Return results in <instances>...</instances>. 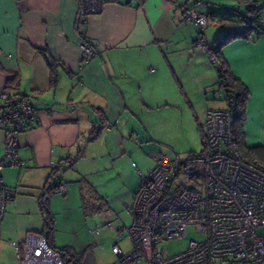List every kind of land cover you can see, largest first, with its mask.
<instances>
[{"label": "crops", "instance_id": "0c3cea01", "mask_svg": "<svg viewBox=\"0 0 264 264\" xmlns=\"http://www.w3.org/2000/svg\"><path fill=\"white\" fill-rule=\"evenodd\" d=\"M194 1L0 0V92L31 95L38 114L37 124L18 135L21 165L0 169L10 193L0 217V264H19L11 243L42 231L41 195L53 166L62 164L57 179L64 186L49 198L55 228L62 214L56 204L66 202L79 183L80 198L92 203L86 210L94 217L88 233L95 237L90 230L99 226L116 236L124 214L130 218L127 207L141 175L152 168L155 155L169 154L160 134L201 138L207 110L225 107L210 52L197 46L198 27L182 19ZM200 1L197 10L208 21L206 44L241 28L239 21L251 13L249 3L264 20V3L258 0ZM79 29L96 52L86 60ZM221 52L247 91L246 158L264 165V32L233 38ZM12 75L17 84L10 86ZM6 134L0 126V161ZM166 143L173 151L188 145ZM106 218L117 225L105 228ZM88 240L82 235L78 244L62 239L61 245H91ZM51 243L57 245L53 238Z\"/></svg>", "mask_w": 264, "mask_h": 264}, {"label": "built area", "instance_id": "2783aa9c", "mask_svg": "<svg viewBox=\"0 0 264 264\" xmlns=\"http://www.w3.org/2000/svg\"><path fill=\"white\" fill-rule=\"evenodd\" d=\"M184 8L182 19L198 27L197 46L206 50L204 33L208 24L197 7ZM248 25L264 32V20L249 18ZM83 60L96 54L81 42ZM209 60L215 57L209 54ZM224 108L208 109L202 133V147L184 156L159 153L154 165L141 175L134 201L127 207L130 223L118 227L112 245L111 264H264V165L244 158L236 134V102L224 82L217 83ZM31 95L0 92V126L6 127L5 165L20 166L16 155L18 135L38 122ZM64 186H58L63 191ZM10 198L0 177V217ZM104 227L113 226L106 218ZM191 226L198 239H190L185 250L170 254L161 244L182 240ZM98 235L99 226L90 230ZM127 236L130 245L118 241ZM19 264H71L63 253L51 248L39 232H28L21 244L11 243Z\"/></svg>", "mask_w": 264, "mask_h": 264}, {"label": "rangeland", "instance_id": "374dc122", "mask_svg": "<svg viewBox=\"0 0 264 264\" xmlns=\"http://www.w3.org/2000/svg\"><path fill=\"white\" fill-rule=\"evenodd\" d=\"M258 1L260 2V5L264 3V0ZM211 36H213V33L211 34ZM219 36L220 35H218V37ZM213 42L214 41H208L207 44L211 46ZM160 139L163 141L162 150L163 152L165 151L169 153L168 156H173L175 153H177L179 154V156L182 157L190 152H198L201 150L202 147L200 137H188L187 135H184L181 132L177 131L170 132L168 134L162 132L160 134ZM166 142L173 144L175 147H178L184 144L185 142H187L188 145L184 144L182 146L184 147L183 149H176L174 150V153L172 149L167 148L168 145ZM99 176H101V174L98 175V177ZM67 183L70 184L73 182ZM78 185L79 183L72 186L73 188L71 193L73 194V196L71 195V193H69V199L66 202L60 203L58 201V204H56L57 211L61 210L62 214H59V216L56 217V228L54 229V232L52 234L53 239L56 240L57 245L55 246L59 248L66 246L61 245L62 239H66V242L69 243H77V240H81L82 235H86L89 239L87 244L90 243L91 245H71L72 249L77 254H83V257L79 264H111L115 260V255L112 252V245L116 242L115 235L108 231L105 232L104 230H100V233L95 237H92L88 233V230L93 223L91 219H93L94 217L92 218L88 213L86 215V210H88V208H91L92 203L87 200L82 201L79 195ZM104 186L106 189L108 188L106 184ZM122 221L125 223V225H128L130 223V218L126 214H124ZM113 224L117 225V222L115 221V223L113 222ZM198 238L199 237L194 231L193 227L189 226L186 231V236L182 240H167L163 241L161 245L170 254H176L186 249L190 239ZM92 239H97V243L93 244ZM118 244L122 249L126 250L130 245V241L127 236H124L121 241H118Z\"/></svg>", "mask_w": 264, "mask_h": 264}, {"label": "trees", "instance_id": "16d2710c", "mask_svg": "<svg viewBox=\"0 0 264 264\" xmlns=\"http://www.w3.org/2000/svg\"><path fill=\"white\" fill-rule=\"evenodd\" d=\"M249 10L251 9V13L247 16H245L242 21H239V23L242 22L243 26L241 28L238 27H232L230 30L226 31L222 35H220L214 42L213 45L210 47H207L206 44V49L210 52V54L214 55L215 57V62H212L213 65L215 66L217 70V83L224 82L226 87L229 89L230 92L234 94L235 97V102H236V118H235V123H236V134H237V144L239 151L241 155L246 158V154L244 152L245 146H243V133H242V121L244 117V111H245V101L247 98V91L245 87L242 85L240 81L235 79L233 75L231 74L229 67L226 63L225 58L223 57V54L221 52L222 46L230 41L233 38H238V37H248L252 32H257L258 26L255 27L248 25L246 23V20L251 18L254 20V22L257 21V16H259L257 11L253 10V5L251 3L248 4ZM253 11V13H252ZM223 23L229 22L232 23L234 22L232 19H223ZM79 37L83 43L88 44V41L85 38V33L84 30L79 29ZM89 45V44H88ZM51 68H52V81L53 83L56 80V73L54 72V63H51ZM17 84V77L16 75H12L10 79L8 80V85H15ZM7 92L11 93L9 90ZM14 94V93H13ZM17 94V93H16ZM27 95V94H26ZM2 106L0 105V110ZM202 136V135H201ZM201 144H202V137H201ZM247 159V158H246ZM250 161H253L252 159H247ZM68 164H72V161L69 162ZM62 164L55 165L51 169V173L49 174V177L47 178V181L45 182V187L42 190V199H41V209L43 212V217H44V227L41 232H39L46 240L48 245L51 248H56L55 246L52 245L51 241L53 238V232L55 229V223H54V216L53 213L51 212L49 208V198L50 195L56 191H58V186L63 185L61 181H58L57 175L62 171ZM59 249L63 253L64 261L67 263L71 264H79L80 262V255L77 254L70 246H64L62 248H56Z\"/></svg>", "mask_w": 264, "mask_h": 264}]
</instances>
